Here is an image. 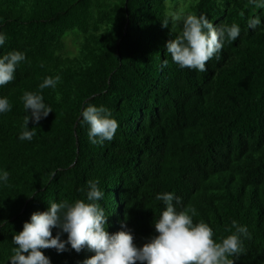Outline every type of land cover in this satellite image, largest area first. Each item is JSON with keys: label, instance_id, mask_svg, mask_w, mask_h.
<instances>
[{"label": "trees", "instance_id": "1", "mask_svg": "<svg viewBox=\"0 0 264 264\" xmlns=\"http://www.w3.org/2000/svg\"><path fill=\"white\" fill-rule=\"evenodd\" d=\"M177 1L0 0V57L26 56L0 86L11 104L0 113V173H9L0 180V264H11L12 238L33 212L86 200L89 180L104 193L97 203L110 234L131 231L143 246L158 234L157 194L172 192L181 199L177 210L195 208L194 222L209 224L217 242L234 231H226L233 220L246 226L245 251L229 258L264 264V9L249 0H189L183 8ZM170 9L204 14L216 27L236 23L240 36L225 41L206 72L180 68L166 49L178 31L162 26ZM253 16L261 21L255 29ZM57 75L55 88H39ZM26 91L52 109L38 123L23 106ZM88 104L118 121L113 140L90 142ZM27 115L36 134L20 140ZM42 251L50 264H83L95 254L70 245Z\"/></svg>", "mask_w": 264, "mask_h": 264}, {"label": "clouds", "instance_id": "2", "mask_svg": "<svg viewBox=\"0 0 264 264\" xmlns=\"http://www.w3.org/2000/svg\"><path fill=\"white\" fill-rule=\"evenodd\" d=\"M249 3L257 9H264V0H249ZM169 23L171 30L179 27V31L167 41V53L180 68L199 72L207 71L206 64L213 57L219 58L226 40L231 43L240 36L238 24L216 27L204 14L170 12L162 26L168 27ZM260 23L258 16L248 19L251 29ZM4 42L5 36L0 34V45ZM25 59V54L17 50L0 57V86L15 79L16 68ZM60 80L59 75L45 77L39 88H55ZM21 99L36 123L52 112L39 92L26 91ZM10 110L9 100L0 98V113ZM82 118L89 125L91 143L102 145L114 139L119 123L103 105L88 104L82 110ZM29 119V115L25 116L20 140H31L36 134L34 129L29 130ZM8 179L7 171L0 173V180L7 183ZM87 184L86 200L50 202L46 211L31 214L30 221L24 222L22 230L12 238L15 247L10 257L11 264H50L49 257L42 250L54 248L64 252L68 245L76 252L87 247L95 253L83 264H235L229 257L242 254L245 251L243 238L251 239L248 228L233 220L231 228L226 231H234L217 242L209 224L203 220L194 222L195 208L177 210V205L181 204L180 197L172 192H163L156 196L164 204L155 221L158 234L138 247L131 231L120 230L110 234L106 230L108 216L97 203L104 193L98 187V180H89ZM54 228L59 229L55 236L52 234ZM63 233L67 234L66 240L61 239Z\"/></svg>", "mask_w": 264, "mask_h": 264}, {"label": "rangeland", "instance_id": "3", "mask_svg": "<svg viewBox=\"0 0 264 264\" xmlns=\"http://www.w3.org/2000/svg\"><path fill=\"white\" fill-rule=\"evenodd\" d=\"M168 2H169V0H167V3ZM189 2H190L189 0H178L177 3H173V4H176V7L177 8H183V6H188L187 4H189ZM171 4L172 3L169 4L170 7H172ZM169 12H173V10L170 9ZM177 13H179V12H177ZM182 13H184V10H183ZM175 31H179V27H177V29H175ZM66 43H67V50H68V52H74L75 51V45L72 43V36H68L66 38Z\"/></svg>", "mask_w": 264, "mask_h": 264}]
</instances>
